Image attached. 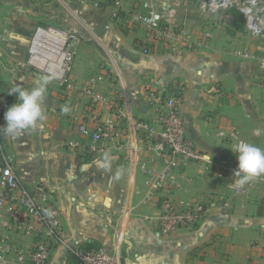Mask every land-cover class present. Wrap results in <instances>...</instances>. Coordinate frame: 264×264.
Returning <instances> with one entry per match:
<instances>
[{"label": "crops", "instance_id": "1", "mask_svg": "<svg viewBox=\"0 0 264 264\" xmlns=\"http://www.w3.org/2000/svg\"><path fill=\"white\" fill-rule=\"evenodd\" d=\"M121 1L131 9L142 0ZM199 1L160 0V13L169 24H185L193 38L211 25L203 19ZM52 2L54 6L49 0H0V94L10 106L16 102L8 94L11 87L30 89L41 81L26 65L27 48L42 22L64 27L63 3L79 18L66 23L79 38L71 70L76 87L68 90L49 80L43 129L15 140L0 130V138L15 154L21 181L42 188L46 204L58 209L67 241L110 247L118 226L124 231L121 264H264V188L236 195L229 187L232 177L201 167L189 166L179 175L181 188L174 198L206 201L203 219L193 229L158 232L159 211L153 199H145V177L138 167L158 166L161 157L131 131L126 119L155 120L159 108L150 91L178 81L184 88L180 113L185 133L198 150L211 159L236 160L231 151L236 138L264 149V89L256 84L257 63L238 54L246 48L264 54V39L253 40L245 31L224 26L213 29L204 48L152 44L143 53L137 44L146 39L144 28H131L115 17L114 7L82 0ZM98 76L102 78L95 88L106 100L93 105L82 87ZM63 106L70 109L67 114ZM4 112L0 127L5 125ZM97 121L113 123L120 135L104 141L102 152L89 157L84 150L90 139L82 127L90 130ZM8 235L18 244L32 241V234L21 230ZM74 263L60 246L48 264Z\"/></svg>", "mask_w": 264, "mask_h": 264}, {"label": "built area", "instance_id": "2", "mask_svg": "<svg viewBox=\"0 0 264 264\" xmlns=\"http://www.w3.org/2000/svg\"><path fill=\"white\" fill-rule=\"evenodd\" d=\"M82 1L93 5H110L115 8L114 16H121L131 28L142 26L146 39L140 41L137 48L143 53H149L152 44H161L167 49L177 46L191 50L206 47L213 29L226 27L232 7L244 19L245 30L251 37L264 38V0H245L239 4L233 0H200L198 8L211 17V25L193 38L185 24L172 25L163 19L160 0H142L131 9H126L121 0ZM78 45L79 38L75 31L55 25H38L30 38L26 65L60 87L73 90L76 86L71 70ZM238 54L243 59L256 61V84L264 89V54L249 48ZM101 78L93 77L82 87V92L93 105L106 100L95 88ZM149 96L159 108L156 119L151 122L133 117L126 119L131 131L146 140L161 157L158 166L154 164L149 167L141 163L138 167L145 177V199H153L159 211L155 223L160 234L171 235L179 229H193L207 212L206 201L201 198H174V192L181 188L178 177L189 166L201 167L218 176L232 177L229 187L236 195L247 194L250 189L259 186L264 188V175L254 177L242 188H234L236 178L232 173L237 161L211 159L195 147L185 133L180 113L184 99V88L180 82L167 83L160 89L150 91ZM7 107V98L0 94V120ZM122 110L117 107L116 111L122 115ZM82 132L90 139L84 150L89 157L102 152L104 141L120 135L116 126L109 121H97L90 130L82 127ZM240 141L245 140L236 138L235 144ZM131 148L133 154L134 147ZM46 202L47 196L42 188L36 184L29 187L21 181L15 154L6 149L0 138V226L4 231L0 235V264H48L51 252L60 246H64L66 252L76 259L74 264H121L122 229L115 227L110 247L70 244L60 226L58 209L48 206ZM15 229L32 234L31 243L23 245L12 241L8 231Z\"/></svg>", "mask_w": 264, "mask_h": 264}, {"label": "clouds", "instance_id": "3", "mask_svg": "<svg viewBox=\"0 0 264 264\" xmlns=\"http://www.w3.org/2000/svg\"><path fill=\"white\" fill-rule=\"evenodd\" d=\"M50 78L42 77L30 89L16 85L9 89V95L16 96V102L12 103L4 112L5 125L0 127L3 133L13 140L29 130L43 129L45 120L42 106L46 99L47 84ZM70 109L62 107V112L67 114ZM235 153L237 166L232 173L236 179L234 188H242L254 177L264 175V149L246 142L240 141L231 149ZM207 159V157H205ZM120 172H117L119 175Z\"/></svg>", "mask_w": 264, "mask_h": 264}, {"label": "rangeland", "instance_id": "4", "mask_svg": "<svg viewBox=\"0 0 264 264\" xmlns=\"http://www.w3.org/2000/svg\"><path fill=\"white\" fill-rule=\"evenodd\" d=\"M52 4V6H54V3L55 2H52V0H49ZM245 0H240V3L244 2ZM64 5L61 7L63 9V15H62V19L64 20H67L68 21H71V20H75L76 19H79L78 17H76V13L74 11H72L71 8L68 7L67 3H63ZM50 8H53V7H50ZM204 16H203V19H205V21H211V17H209L206 13H202ZM242 21V22H241ZM241 21L240 23L242 24L241 28L237 29L239 31H245L247 33V31L245 30V22H244V19L241 17ZM67 22H62L63 25H64V29L68 30V31H72L73 29L71 27L68 26V24H66ZM83 22H81V25H82V28H87V27H84L83 26ZM40 25H56V26H59L60 23H57V22H54V21H46V22H42ZM249 35V33H247ZM250 36V35H249ZM251 37V36H250ZM253 40H255V38L251 37ZM261 39H264V38H261ZM257 40V39H256ZM179 191V190H178ZM177 192V191H175ZM174 192V194H175Z\"/></svg>", "mask_w": 264, "mask_h": 264}, {"label": "trees", "instance_id": "5", "mask_svg": "<svg viewBox=\"0 0 264 264\" xmlns=\"http://www.w3.org/2000/svg\"><path fill=\"white\" fill-rule=\"evenodd\" d=\"M229 11H230V14H231V18L227 22L226 27L228 29H232V28L233 29H236V30L238 28L240 29L241 26H242V24L240 23V21H241V15H240V13L236 10L235 7H232Z\"/></svg>", "mask_w": 264, "mask_h": 264}, {"label": "water", "instance_id": "6", "mask_svg": "<svg viewBox=\"0 0 264 264\" xmlns=\"http://www.w3.org/2000/svg\"><path fill=\"white\" fill-rule=\"evenodd\" d=\"M35 73H37L38 75H40L41 77H45V78H47L46 76H42L40 73H38V72H35Z\"/></svg>", "mask_w": 264, "mask_h": 264}]
</instances>
